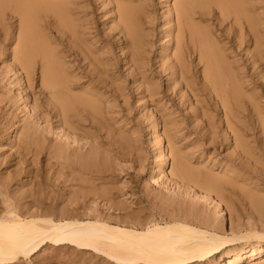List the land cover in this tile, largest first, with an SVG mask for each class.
Here are the masks:
<instances>
[{
    "label": "bare ground",
    "instance_id": "bare-ground-1",
    "mask_svg": "<svg viewBox=\"0 0 264 264\" xmlns=\"http://www.w3.org/2000/svg\"><path fill=\"white\" fill-rule=\"evenodd\" d=\"M2 1H5L6 3H11L12 6L14 7V9H16V12L19 14V17H20V19H19L20 20L19 21V30H18V34H17V41H16L15 46L12 49V58L13 59H11V60L14 61V63H15L14 65L19 70H21V72H22V76L21 77L19 76V77L22 78L23 83H20V84H24V82H25V84L27 85V88H30V90L33 91L32 88L34 89L38 85L37 84L35 86L34 82L36 81L35 78L37 79L36 72H37V67H39V85L40 86H39V90H38V92H39L38 96L35 95L34 93L33 94L32 93H30V94L27 93L28 96H30L32 98L31 99L32 103H30V104L33 107V110H34L33 114L34 115L31 113L33 115V118L30 121H28V122H25V121L22 122L21 125L17 124L18 121H14L17 118V112H16L17 107H19V105L16 106L17 105V101H15V98L13 96H8L7 98L6 97L0 98V143H4V142L5 143H14V145H15V143H20V144L21 143H30V144L32 143L33 144V143H35V141L38 138H40V140H41L40 143H48L49 144L51 142V140L54 139V138L52 139L51 136H49V135H50V133L54 132L52 130H54L53 126H55V128L58 129V132H59L58 134L54 133L56 135L55 137H58L59 134L61 133V135L63 136V138H65V140L64 141L58 140L57 142H54V143H63V144L64 143L65 144L66 143H76V146L75 147L73 145L72 146H68V147H66V150L65 149L62 150V148H59V146L56 147L53 150V154L51 153L53 155L52 157L54 158V160L51 161L52 160L51 157H50L51 160L49 158H46L47 161L44 164H41V174L44 173L43 172V169H44L43 165H44V166H46L45 168H47V170L48 169L51 170V172H50L51 174L52 173L54 175L57 174L56 176H54V175L53 176H54V179L56 177V180L57 181L59 180L58 183H51V185H48L49 187H47V186L43 185L45 183L41 184L42 183L41 182L40 183L41 184V188H38L36 190H32V189L30 190L29 189V190H25V191H20V192H18V194H16L12 190L8 189V186L5 185L3 181H1L2 179L0 180V193L3 195V199H4L3 203L5 205V212H0V264H16V263H18V261L20 259L30 258L32 255H34L43 246H45L47 244H49L51 246H54V248L55 247L59 248V246H66V247L69 246L70 248L74 247V248H78V249H82V250H88V251H91L93 253V255L94 254L99 255L100 257L103 258L102 260H104V262H107L109 264L110 263H113V264H139V263H144V264H192L194 262H203V261H206V260L208 261L210 259H212V261H214V263H216V264H241L242 260L245 257L249 258V260H247V264H252L253 260L255 258H257L261 253L263 255L264 246L263 247H261V246L264 244V224H263V222H264V199H263V197H261L259 195H256V194H253V193H249L247 195L248 198H249L248 201H250V203H251L250 206L251 207L253 206L252 208L255 211V213L257 214L256 215L257 219H259L261 222L255 218L257 220V222H256L255 219L253 218L254 221L252 219V222H250V223L247 222L246 224H244L245 225L244 231H238L239 229H236L235 228L236 226L234 227L233 224H232V221L230 220L228 222V230L230 232L227 231L228 232L227 233V232L223 231V229L221 227L225 223L224 222V217H223L222 214H220V216H219L220 218L218 219L219 222L217 223L218 224L217 225L216 222H215V218H213L211 216L213 214V212L211 213V215H210V213H203L201 211L202 208L195 209L196 207L194 208V206L193 207L191 205L189 206V204H188V206H184V207L183 206L182 207L179 206V207L176 208V207H174L175 205L171 204L170 202L169 203L172 206H170L168 208V210L166 209L167 211L163 212V215H162L160 221L159 220L156 221L155 220L156 217L154 219L153 218H149L150 219L149 223L146 226H144V227H141V226L140 227H136V226H133V225L132 226H126V225H123V224H113L108 219L104 218L105 216L104 217H100V216L95 215V216H93L91 218H86V219L81 218L80 214H78V212H77L79 210V208L82 207L86 211L89 210L90 207L92 208V206H90L89 203H87V201L90 202V200H88L89 199V193L88 192L91 191V190H88V189L86 190L81 184H79V186L80 185L81 186L78 189L73 188V189L68 190V191H67V189L70 188V185H73L72 181L76 180L77 177H79L82 173H84V174L85 173H88V174L89 173H93V174L94 173H100V169H99L96 161L94 160L95 159L94 156L91 155L90 152H87V150L84 151L83 150V148H84L83 145H85V144L87 145V143H89L90 147H92V148L94 147V149H96V147L98 146V144H97V146H95L96 143H99V140H97L98 139V132H97L96 126L102 127L101 114L103 113L104 107H105L104 106L105 104H103V103L107 102V100H108L107 99L106 101H104L105 100V99L103 100V98H105L104 94H102V93L100 94V92H98V91H99L100 88H103V90L112 91L114 94L118 91V86H115V82H117L116 81L117 79L114 82V80H112L113 78H110V76H112V74L110 73V71H111L110 69L112 68V71L114 70V73H115V71H117L118 61H120V60H118L119 58L114 55L112 48H108L107 47V49L106 48L102 49L101 48L102 45H101L100 46L101 51H97V49L96 50L93 49V47L91 45L92 43L90 44V40H91L90 37H89L90 34H91V36L92 35H96L98 41H100L101 39L102 40H107V36L104 33H100L99 30L94 28V26H96L95 23H94L95 25L92 26V24H93V22L95 20L93 22H91L92 19L91 18H89V19L87 18V17H90V16H87L88 12L86 10V6H88V5H87V3L85 1H83V0H2ZM86 1L88 2L89 0H86ZM95 1H97V0H95ZM102 1H99V2H102ZM108 1L113 3L114 8L116 9V15L113 18V20H114V22L117 21V23H116L117 26H115V28L117 29V31L115 33V36L118 37V40H117L118 42H116V45H117V48H118L117 50L119 52H121V54L119 53V55L121 57V62L125 61V64L127 62L130 63L129 65H131L134 68L133 70H136L137 73L140 72L139 75L143 73V72H141V69H142V71L144 69H146V71L151 72V69H152L151 68V64L149 65V62H150L149 53H151L150 52L151 50H149L150 48L148 49L146 47V45L149 44L151 41H149V40L147 41V39H146V42H142V40H141L142 36L140 35V32L138 31L137 24L135 23V20L133 19V17H134V15H133V7L131 6L130 2L128 0L127 1H125V0H108ZM207 1L210 2V3H213L216 6V8L218 9V11H219L220 15H216L215 17H213L214 20H215V24H217L218 26H220V24H221V22L223 20V17H228L229 14H230V16H232L233 21L234 22H238V24H239L240 19H242L240 21V22L243 23L242 26H240V35L238 34L237 36H234V39H236V38L238 39V37L240 36L242 38L241 42L244 44V43H247L249 40H251L254 37V33H253V29H254V22L253 21L254 20H253V17L249 14L250 10L248 8L247 0H207ZM171 2H172V0H171ZM200 2L202 3V1H200ZM0 3H1V1H0ZM105 4H106V1H105ZM199 4H200L199 2L197 3L194 0H173L171 8H168V13L170 15H173V18H172L173 25H172V28L170 29V31L168 32L169 34L165 33L166 31L164 32L165 34H168V36H169V39L167 38L169 45H167V46L163 45L164 46L163 47L164 48V54H163V57H162V60H161V63H162L161 65L163 66V64L165 63V66L167 67V69L168 68L171 69L170 73L168 74L170 76L169 85L170 84H172L173 86L176 85L175 83H176L177 80L175 78V75H177L178 77L177 76L176 77H177L178 81L181 82L185 87L189 88L191 90V93L193 91V94L195 96H197L198 93L195 91V89L193 87L197 83V82H195L194 79H195V77L198 76V73H199L200 76H201V80H202L201 81L202 89L207 90V92L209 94H213L215 97H217L219 99V101H220L222 110L224 109V111H225V114H231L232 117L234 118V117H237L236 115H239V114H237V112L240 113L241 112L240 110L242 109L241 106H244V104H245L244 101L241 102V96H240V90H241L240 88L241 87L236 81L237 79H236V76L234 74L236 72H232V70H231V68H232L231 64L227 63L224 60L225 55L223 53V50L228 49V47H226L224 49L223 48L220 49L217 46L216 42H215V39H217V36L215 34H212V32L209 30L208 26L205 23L204 24L202 23L203 18L205 16H207L208 13L205 12V11H200V10L198 11V10L194 9L195 6H201ZM1 6H2V4H1ZM152 6H153V4H152ZM143 7H145V6H143ZM90 9H92V8H90ZM258 10H256V11L258 12ZM90 12L91 11L89 10V13ZM98 12L99 11H97V13ZM147 12H149V10ZM39 14H41V16H42V21H43V25L42 26L44 28H48V29L52 30L50 28L51 27L50 19H52V22H53V26L52 27H54L55 31H56V32H53V34H54L53 39L49 40L46 36H44V34L42 32H41V35H40V33H38V30H37L38 23H37L36 16L37 15L39 16ZM99 14H100V12H99ZM103 14H104V12H103ZM153 14H154V12H153ZM96 15H98V14H96ZM194 15L196 17H199V19L194 18ZM108 16H109V14H108ZM154 16H156V15H154ZM144 17H146V16H144ZM98 18L100 19V17H98ZM108 18H110V17H108ZM104 19H106V18L104 17ZM104 19L101 18V20H104ZM111 19H112V17H111ZM226 20H227V18H226ZM149 21L151 22V20H149ZM154 21H156V20L154 19ZM164 21H165V19H164ZM108 23H106L107 26H108ZM160 23L162 24V22H160ZM210 23L211 22H209V24ZM102 24H103V22H102ZM141 24H143V23H141ZM147 24H150V23H147ZM262 24H263V21H262ZM210 25H212V24H210ZM224 26L226 27V25H224ZM154 27L155 26L151 27L150 31H153L152 29ZM145 28H149V27H145ZM213 29H215V27ZM242 29H243V31H242ZM101 30H102V27H101ZM110 30H112V27H111ZM220 30H222V29L220 28ZM223 30H224V28H223ZM226 30H227V28H226ZM236 30H238V29H236ZM163 31H162V33H163ZM219 32H220L219 33V36H220L221 31H219ZM228 32H229V30H228ZM258 33H259V31H258ZM113 34L114 33H112V35ZM159 34H160V32H159ZM216 34H218V33H216ZM112 37L114 38V35ZM230 37H229V39H230ZM156 38L159 39L157 36H156ZM55 40H59L61 42V44L60 43L58 44V45H62V47L60 46L61 47L60 49H56V47L53 46L52 42L55 41ZM224 40H226V39H224ZM232 40H231V42H232ZM154 41H155V39L153 40V42ZM229 41H228V44H230ZM105 42H102V43L105 44ZM158 42H159V40H158ZM222 42H223V40H222ZM95 43H96V40H95ZM107 43H108V40H107ZM225 43H226V45H228L227 42H225ZM235 43H233V44H235ZM10 44H12V43H10ZM93 44H94V42H93ZM239 44H238V46H239ZM150 45H152V43H150ZM160 45L161 44H157L156 48H158L157 46H160ZM103 46H105V45H103ZM109 47H111V46H109ZM100 48H98V50ZM240 48H243V46L240 47ZM240 48H239V51H240ZM249 48H250V46L246 48V51ZM104 49H106V50H104ZM117 50H116V52H117ZM157 50H155V51H157ZM155 51H153V53ZM98 53H101L102 56L101 55L98 56L97 55ZM231 53H232V51H231ZM7 54H9V53H7ZM117 54H118V52H117ZM191 55H193V57H194V55H197V57H198L197 62L194 64L195 70H194V72L191 73L192 77L194 78L193 80L192 79H187L188 78L187 72H189L188 66L190 65L189 61H188V58L191 57ZM244 55H246V52H245ZM159 56L161 57V55H159ZM159 56H157V57L159 58ZM109 57H111V59H109ZM234 57H235V55H234ZM240 57H241V55H239V59H240ZM66 58H68V59H66ZM250 58L251 57H248L249 61H250ZM6 62H7V60H6ZM157 62L158 61H156V63ZM241 62H242V60H241ZM159 64H160V62H159ZM240 64L241 63H239L238 65H240ZM242 65L243 64H241V66ZM247 65H248V63H247ZM124 66H121V68L124 67ZM254 66H256V65H254ZM192 67H193V65H192ZM199 68H201V69H199ZM242 68H240V69H242ZM250 68H251V64H250ZM232 69L234 70V67ZM248 69H249V67H248ZM10 70H8V71H10ZM262 70H264V69H262ZM10 73H13V72L10 71L9 74ZM151 73H153V72H151ZM151 73H150V75H151ZM165 73H167V72H165ZM253 73H252V75H254ZM7 74H8V72H7ZM145 74H143V75L145 76ZM239 74H240V72H239ZM249 74L250 73H248V75ZM255 74H256V71H255ZM259 74H260V72H259ZM117 75H119V74H117ZM154 75L156 76V74H154ZM236 75H238V74H236ZM128 76L131 77L130 75H128ZM149 76H148V78H149ZM142 77L139 76L138 79L139 78L141 79ZM158 77H156V78H152L151 77V78L152 79H156V81H157ZM244 77H245V75H244ZM20 78H18V79H20ZM123 78H125V76ZM133 78L131 77L130 80H132ZM83 79H84V81H83ZM166 79H168V78H166ZM238 79H241V78L239 77ZM249 79H250V77H249ZM0 80H2V79H0ZM244 80H245V78H244ZM251 80H252V77H251ZM11 81H12V79H11ZM86 81H89V84H88L89 86L88 87L87 86L82 87L83 83L86 82ZM143 81L146 84H145V86L142 87V92L141 93L144 92V94H143L144 97H147V98H150V99L153 98V96H155L158 93L159 89H157V87L156 88L153 87L151 82L149 80H147L146 78L143 79ZM165 81H167V80H165ZM247 81H248V79H247ZM259 81H261V80H259ZM259 81H258V83H259ZM5 82H6V80H5ZM13 82H14V85H15L16 82L12 81V83ZM122 82H123V80H122ZM133 82H135V81H133ZM254 82H255V84L257 83V81H254ZM157 83H158V81H157ZM160 83H161V81H160ZM261 83H263V82L261 81ZM116 84H118V82ZM124 84L125 83H123V85ZM153 84H155V83L153 82ZM255 84H253V86L251 85L249 87H253L254 88ZM123 85H121V86H123ZM166 86L168 87V85H166ZM173 86H171V88ZM241 86H242V84H241ZM263 86H264V84H263ZM19 89H21V88H19ZM176 89H178V88H176ZM196 89H198L200 91H203L199 86H197ZM244 89L246 90V92L248 91L246 88H244ZM258 89H260V88L257 87V91H259ZM165 90L167 91V89H165ZM120 91H121V89H120ZM134 91H135V89H134ZM180 91L182 93V90H180ZM200 91H199V93H200ZM254 91H256V90H254ZM261 91H260V93H261ZM263 91H264V89H263ZM26 92H27V89H26ZM123 92H124V90L122 91V93ZM171 92L172 91H170V93ZM2 93H3V91H2ZM170 93H169V95H170ZM191 93H189V94L191 95ZM16 94H18V93H16ZM19 94H20V92H19ZM27 94L24 95L25 97L23 96V94L20 95V97L24 101V109H26V111H28L27 110V105H26L27 102H28L27 101ZM125 94L123 93L122 95L125 96ZM171 94L175 95V92H174V94L173 93H171ZM107 95H106V98L111 96V93H110V95H108V97H107ZM137 95H139V94H137ZM159 95H161V94H159ZM178 95H179V92H178ZM252 95L253 94H251V96ZM165 96H166V94H165ZM17 97H19V95ZM125 98H127V96ZM155 98H154V100H158V99H155ZM244 98H245V96H244ZM247 98H249V97L247 96ZM252 98L254 99V97H252ZM110 99L108 100L109 102H111ZM249 99H251V98H249ZM249 99L246 100L247 104H248V100ZM111 100H113V99H111ZM139 100H141V99H139ZM257 100H259V99H257ZM136 101H138V99ZM171 101H173V100H171ZM109 102H107V103H109ZM148 102H150V101H148ZM161 102H163V100H161ZM166 102L171 104L167 100H166ZM125 103H126V101H125ZM150 103H152V105H153V101H151ZM248 105L250 106V110H251V108H254V110H256V111L258 109L263 110V109H261L262 106L259 108L260 105L258 106V103L256 101L253 102V103H250ZM113 106H115V105H113ZM138 106L140 107V105H138ZM149 106L151 107V104H149ZM173 106H175V105H173ZM117 107L119 108V106H117ZM127 107H128V105H127ZM167 107H169V106L167 105ZM170 107H169V110L171 109ZM19 109L24 110L23 108H19ZM146 109H147V107H146ZM154 109H152V110H154ZM196 109H197V107H196ZM207 109H209V108H207ZM29 110H30V107H29ZM113 111H116V110H113ZM105 112H108V111L105 110ZM118 112H120V110H118ZM144 112H146V111H144ZM144 112H143V114H144ZM170 112H174V111H169V113ZM205 112H207V111H205ZM253 112H255V111H253ZM253 112H251V113H253ZM18 113L21 114V112H18ZM111 113H112V111H111ZM155 113H157V112H155ZM262 113H261V115H262ZM31 114H30V118H31ZM158 114H163V113H158ZM170 114H172V113H170ZM206 114H208V113H206ZM254 114H253V116H254ZM21 115H23V114H21ZM27 116H29V115H27ZM110 116H111V118H113L112 114L109 115V117ZM163 116H165V114ZM256 116H258V114ZM171 117H173V115ZM18 118H21V117H18ZM120 118L122 119L123 117H120ZM120 118H119V120H120ZM147 118H148V116H147ZM241 118H242V116H241ZM253 118H255V117H253ZM37 119H39V120L41 119V121L44 122V126H42V125L39 126V123L37 122ZM103 119H104V117H103ZM209 119H210V117H209ZM243 119H244V116H243ZM245 119H246V117H245ZM161 120H162V118H161ZM164 120L166 121V119H164ZM194 120H193V122H194ZM235 120L237 121V118L234 119V121ZM116 121H114V122H116ZM151 121L149 120L150 123H151ZM229 121L232 122L233 120L231 121V119H230ZM117 122H119V121H117ZM159 122H161V121H159ZM226 122L229 124V122L227 120H226ZM243 122H245V121H243ZM85 123H86L87 127L88 126L93 127L94 128V129L92 128L93 131L89 132V131L84 130L83 128L85 126L84 125ZM111 123H107V125L111 124ZM164 123H166V122H164ZM167 123H168V121H167ZM169 123L171 124L170 121H169ZM123 124H124V122H123ZM175 124H176V121H175ZM232 124H233V122H232ZM245 124H246V122L243 124L244 127H245ZM258 124H256V125H258ZM166 125H168V124H166ZM208 125H210V123ZM238 125H240V124H238ZM238 125L235 126V124H234L233 126L237 127ZM243 125H241V126H243ZM163 126H164V124H163ZM176 126H177V124H176ZM212 126L215 128V125H212ZM226 126H229V125H226ZM254 126H255V124H254ZM152 127L154 129H156L158 127V122H155ZM205 127H207V125ZM118 129H120V128H118ZM226 129H228V128H226ZM226 129H224V130H226ZM167 130H168V127H167ZM169 130H171V129H169ZM237 130H241L239 128V126H238ZM14 131H15V134L13 133ZM122 131H123V129H122ZM205 131H207V130L205 129ZM250 131H252V130H250ZM168 132L170 133V131H168ZM261 132H264L263 128L261 129ZM12 133L14 134V136L12 135ZM94 133H96V134H94ZM102 134H101V136L103 137ZM166 134H167V132H166ZM188 134H190V133H188ZM213 134H215V133L213 132ZM240 135H241V133H240ZM234 136H235V134H234ZM245 136H247V135H245ZM262 137L263 136H261V138ZM207 138H209V137H207ZM120 139H122V138H120ZM211 139H212V137H211ZM234 140H235L236 143H244L243 140L241 138H239L238 135L234 137ZM247 140H248V138H247ZM258 141L260 143V140H258ZM261 141H264V138ZM103 142H105V141H103ZM121 142L125 143L124 141H121ZM171 142H172V139H171ZM171 142H169V143H171ZM79 143H83V144H79ZM249 143H251V142H249ZM233 144H234V142H233ZM14 145H11L10 147H12ZM16 145H19V144H16ZM100 145H103V143L102 144L100 143ZM100 145H99V147H100ZM24 146H26V145H24ZM30 147L27 146V148H30ZM45 147H42V148H45ZM252 147H253V145H252ZM260 147H261V145H260ZM0 148H1V146H0ZM34 148H36V147H34ZM248 148H249V146H248ZM100 149H102V146H101ZM103 149L105 151V148H103ZM20 150H21V148H20ZM22 151H21V153H22ZM50 151L51 150L48 149V154H50ZM32 152L30 154H33V157H34V153H32ZM43 152H44V150H43ZM46 152H47V149H46ZM251 152H253V151H251ZM255 152H257V151H255ZM102 153H104V152H102ZM1 154H3V150H2ZM10 154H11V152H10ZM19 154H20V152H19ZM96 154H98V153H96ZM100 154H101V151H100ZM165 154H164V152H162L161 155H160V158H159V155L157 156V158H159L158 161H160V164H162V165H163V163H165ZM237 154L239 155V153H237ZM15 155L16 154H14L13 156H15ZM29 156L31 157L32 155H29ZM44 156H46V155H44ZM241 156H242V154H241ZM22 157H20L19 161H23ZM0 158H1V161H2V157L1 156H0ZM18 158H19V156H18ZM157 158L155 156V159H157ZM177 158L173 159V160H177ZM13 159H14V157H13ZM180 159H182V158H180ZM180 159H179V161H181ZM247 159H248V156H247ZM38 160H39V158H38ZM166 160H167V158H166ZM182 161L184 162V160H182ZM246 161H248V160H246ZM255 161H256V159H255ZM154 162H156V161H154ZM12 163H14V162H12ZM173 163H175V161ZM249 163H252V162H249ZM178 164L176 163V165H178L179 168H180L181 167V162L178 163ZM242 164H244V163H242ZM154 165H155V163H154ZM37 166H39V164ZM156 166H158V165H156ZM183 167H184V165L180 169V170H182V172H184V171L189 172L187 169H185ZM192 167H193V165H192ZM243 167H246V166H243ZM18 168H17V170L15 169L16 170L15 172L13 170L15 176L19 175V174L21 175V173L25 172V169H23V168L18 169ZM107 169H109V168H107ZM195 170H196V168H195ZM236 170H238V168ZM263 170H264V168H263ZM2 171H3V169H2ZM11 171H12V169H11ZM39 171L40 170H38V172ZM198 171H199V169H198ZM259 171H260V168H259ZM3 172H1V173H3ZM154 172H156V171H154ZM242 172H243V174L245 173L243 170H242ZM211 173H212V171H211ZM149 174H151V173H149ZM6 175H8V174H6ZM35 175H37V174H35ZM48 175L50 176V174H48ZM101 175H98V176H101ZM151 175H149L148 181H150V183L152 185L154 183H159L158 180H156L154 178L155 176L153 177ZM153 175H154V173H153ZM237 175H238V173H237ZM237 175H236V177H238ZM67 176H69V178H67ZM103 176H105V175L103 174ZM191 176H187L186 175V177H191ZM199 176H200V173H199ZM36 177L38 179V176H36ZM178 177H179V175H178ZM224 177H225V175H224ZM23 178H24V176H23ZM100 178H98V179H100ZM54 179H52V180L55 181ZM98 179H97V181H98ZM164 179L165 178H163V181H165V183H166L167 180H164ZM206 179H210V178H206ZM251 179L253 180V178H251ZM251 179H250V181H251ZM103 180L105 181V178ZM180 180H181V177H180ZM190 180H191V178H190ZM233 180H235V179H233ZM244 180L246 182V179H244ZM19 181H21V180H19ZM33 181H32V183H33ZM40 181H43L42 178H41ZM99 181H101V179ZM248 181H249V179H248ZM12 182H11V184H12ZM16 182H17V180H16ZM86 182H88V180ZM190 182H192V181H190ZM237 182L238 181L235 180V183H237ZM19 183H21V182H19ZM32 183H31V185H32ZM96 183H98V182H96ZM101 183H104V182L102 181ZM101 183H99V184H101ZM106 183L108 184L109 182L107 181ZM170 183H171V180H170ZM198 183H200V181ZM203 183L211 186L212 188H215V187H218L219 180L210 179V180H205V182H203ZM226 183H227V181H226ZM250 184H252V183H250ZM258 184H259V182H258ZM102 185L103 184H101V186ZM166 185H167V183H166ZM171 185L173 187L174 184H170V186ZM244 185H245V183H244ZM33 186L34 185H32V187ZM76 186H78V184H76ZM87 186L89 187V185H87ZM87 186H85V187H87ZM201 186H203V185H201ZM240 186H241V184H240ZM105 187H107V186H105ZM167 187H165V188H167ZM219 187H221V185ZM174 188H176V187H174ZM34 189H35V187H34ZM160 189H162V188H160ZM184 189H186V188H184ZM187 189L184 190V195H187V196L190 195L193 198H196L197 200L198 199H204V202H205L206 199H207V201L210 199V201L212 202V204L214 206H216V207L218 206V203L215 202V200H213V199H211V198H209L207 196H203V195L199 194L198 192L194 191L193 189H190V190H187ZM256 189H258V188H256ZM92 191H94V190L92 189ZM107 191H109V190H107ZM28 192H30V193H28ZM36 193H37V196H36ZM115 193L116 192H114V194ZM180 193L183 194L182 192H180ZM95 194H98V193L95 192ZM114 194H113V196H114ZM27 195H30V196L32 195L33 199L32 198H31V200L27 199L26 198ZM115 196L117 197V194H115ZM96 197L99 198V196H97V195H96ZM101 197H102V195H101ZM106 197H108V196H106ZM116 197H114V198H116ZM182 197H180V198L182 199ZM184 197H186V196H184ZM91 198H92V196H91ZM121 199H123V198H121ZM94 200L97 202V200L95 198H94ZM108 200H109V198H108ZM115 200H117V199H115ZM175 200H176V198H175ZM95 201H94V203H95ZM169 201H171V200H169ZM59 202H64L65 205L61 206V207H58L60 205ZM107 202L108 201L106 200V203ZM152 202H153V200H152ZM165 202H166V200L164 201V205H165ZM182 202H184V201H182ZM94 203H93V205H94ZM103 203H102V205H103ZM244 203H245V201H244ZM122 204H123V202H122ZM166 204H167V202H166ZM180 204H181V202H180ZM108 205L111 206L110 204H108ZM112 205H114V202H113ZM178 205L179 204H177V206ZM236 205H237V203H236ZM126 206L127 205H125V207ZM94 207H95V205H94ZM237 207H238V205H237ZM204 208H205V206H204ZM218 208H221V207L218 206ZM232 208H234V206ZM107 209H109V208L107 207ZM115 209H119V208H115ZM162 210H163V207H162ZM243 210H244V208H243ZM80 211H82V210H80ZM116 211H118V210H116ZM203 211H205V210H203ZM217 211H215V212H217ZM219 211H221V210H219ZM234 211H236L235 208H234ZM251 211H252V209H251ZM251 211H250V213H251ZM254 211H253V213H254ZM240 212H241V209H240ZM85 213H89V212L87 211ZM91 213H92V211H91ZM250 213H249V215H250ZM238 214H240V213H238ZM98 215H100V214H98ZM249 215H246V216H249ZM235 217L236 216H234L233 218H235ZM228 218H229V216H228ZM258 221H259V223H261L260 227H258ZM235 223H236V221H235ZM130 224H131V222H130ZM132 224H133V222H132ZM242 225H241V228L244 227ZM252 241L257 243V245L254 244V242L252 243ZM242 242H245V243L247 242L248 243L246 245V247L249 246V248L247 250L245 249L246 252H250L248 254V256L243 257V253H238V252L235 253L234 256L232 254L231 257L224 258L222 256L223 255V250H225L228 246L229 247L233 246V248H231V249H233V251H237V250H234V249L241 248ZM237 244L240 245V246L236 247ZM68 250H70V249H68ZM229 250H230V248H229ZM240 250H242V249H240ZM78 253H79V251H78ZM263 262H264V259H263ZM261 264H264V263H261Z\"/></svg>",
    "mask_w": 264,
    "mask_h": 264
},
{
    "label": "rangeland",
    "instance_id": "rangeland-1",
    "mask_svg": "<svg viewBox=\"0 0 264 264\" xmlns=\"http://www.w3.org/2000/svg\"><path fill=\"white\" fill-rule=\"evenodd\" d=\"M0 1H1V3H0V79H2V80H0V85H1L0 86V98H2V97L3 98L4 97L7 98L8 96H13L15 98V101H17V105L16 106L19 105V107H17V110H16V112H17V118L14 121H18L19 123L17 122V124L18 125L19 124L21 125V123L24 122V121L25 122L30 121L33 118V115H34L33 114L34 113L33 107L30 104V103H32L31 102L32 101L31 100L32 98L30 96H28L27 93H29V94L30 93H32V94L34 93L37 96L39 95L38 94L39 93L38 90H39V86H40L39 85V67H37V72H36L37 79L35 78L36 81L34 82L35 83V86L37 84L38 85L34 89L32 88L33 91H31L30 88H27V85L25 84V82H24L25 85L24 84H20V83H23L22 78H20L22 76V72H21V70H19L14 65L15 64L14 61L11 60V59H13L12 58V49L15 46L16 41H17V34H18V30H19V21H20L19 19H20V17H19V14L16 12V9H14V7L12 6L11 3H6L5 1H2V0H0ZM83 1H85L87 3V5H88V6H86V10L88 12V15L87 16H90V17H87V18L88 19L91 18L92 19V20L90 19L91 22H93L94 20L96 21V22L95 21L93 22L92 26H94L96 24V26H94V28H96L97 30H99L100 33H104L107 36V40H108V43H107V40H102L101 39L100 41H98L96 35H92L91 36V34H90V36H89L90 39H91L90 40V44L92 43L91 45H92L93 49L94 50L97 49V51H101V48L102 49L103 48H106L107 49V47L108 48H112L114 55L116 57H118L119 58L118 60H120V61H118V67H119V68L117 67V71L118 72L115 71V73H114V70L112 71V68L110 67L111 68L110 70L112 71V72L110 71V73L112 74V76H110V78H113L112 80H114V82L117 79L116 81L118 82V84H116L117 82H115V86H118V91H117L118 93L116 92L114 94L112 91L103 90V88H100L99 91H98V92H100V94L101 93L104 94V96H105V98H103V100L105 99L104 101H106L107 99L109 100L110 98L113 99V100L110 99L111 102H109L107 100V102H109V103H107V102H104L103 103V104H105L104 105L105 107H104L103 113L101 114V120H102V123L101 124H102V127L96 126L97 132H98V139L97 140H99V143H96L95 146H97V144H98V146L96 147V149H94V147L93 148L90 147L89 143H87V145L86 144L83 145L84 146L83 150L84 151L87 150V152H90L91 155L94 156V158H95L94 160L96 161V163H97V165H98V167L100 169V173H94V174L93 173H89V174L88 173H85V174L82 173L80 175L81 177L79 176V177H77V179L79 178L78 180L76 179V180L72 181V184L73 185H70V188L67 189V191L68 190H71L73 188L78 189L82 185L86 190L87 189L88 190H91V191L88 192L89 193V199L88 200H90V202L87 201V203H89V205L92 206V208L90 207L91 210L90 209L87 210L89 213H85L87 211L85 209H83L82 207L79 208V210L77 209L78 210L77 212H78V214H80V217L83 218V219H86V218H91V217H93L95 215L100 216V217H104L105 216L104 218L108 219L113 224H123V225H126V226H132L133 225V226H136V227H140V226L141 227H144V226H146L149 223V220H150L149 218H153L154 219L156 217L155 220L156 221H158V220L160 221L161 220V217L163 215V212L167 211L168 208L170 206H172L171 204L175 205L174 207H176V208L179 207V206H181V207L182 206L183 207L184 206H188V204H189V206L191 205L192 207L194 206V208L196 207L195 209L202 208L201 211L203 213H210V215H211V213L213 212V214L211 216L213 218H215L216 224L219 222L218 219L220 218L219 217L220 214H222L223 217H224V222H225L224 224L225 225L223 224L221 227H222L223 231H225V232L229 231L228 230V222L230 220L232 221L233 226L234 227L236 226L235 228L236 229H239L238 231H244V228H245V225L244 224H246L247 222H249V223L252 222V219L253 218L254 219L255 218L257 219V217H256L257 214L253 210V208H252L253 206L252 207L250 206L251 203H250V201H248L249 198H248L247 195L249 193H253V194H256V195H259V196L263 197V199H264V191H263L264 190V170H263V168H264V141H261L264 138V132H261V129L262 128L264 130V120H263L264 119V111H263L264 110V104H263L264 103V99H263L264 98V95H263L264 94V91H263V89H264V86H263V84H264V70H262V69H264V57H263L264 56L263 55L264 54V30H263L264 29L263 28L264 27V12H263L264 11V0H247V2H248V8L250 10L249 11V14L253 17V20H254L253 21L254 22V29H253L254 37L251 40H249L247 43H244V44L241 42V39L242 38L240 36L238 37V39L237 38L234 39V36H237L238 34L240 35V26H242V24H243L240 21L242 19H240L239 24H238V22H234L233 21L232 16H230V14H229L228 17H223V20H222L220 26H218L217 24H215V20L213 18L216 15H220L218 9L216 8V6L213 3L208 2L207 0H200V1H202V3L199 0H194L197 3L199 2L200 3L199 5H201V6H195L194 7L195 10L205 11V12L208 13L207 16H205L203 18L202 23L203 24L205 23L208 26L209 30L212 32V34H215L217 36V39H215V42H216L217 46L220 49H222V48L224 49V48L228 47V49L223 50V53L225 55L224 60L227 63H230L232 68L234 67V70L232 68H231V70H232V72H236V73H234L235 76H236V79H237L236 81H237V83L241 87L240 88L241 89L240 90L241 102L244 101V103H245L244 106H241L242 107V109L240 110L241 112L240 113L237 112V114H239V115H236L237 117H234V118L232 117L231 114H225V111H224V109L222 110L220 101H219V99L217 97H215L213 94H209L207 92V90L202 89V87H201V81L202 80H201V76H200L199 73H198V76L195 77V79L192 77V74L191 73L194 72V70H195L194 64L197 62V59H198L197 55H194L195 58L193 57V55H191V57L188 58V61H189V64L190 65L188 66L189 72H187V76H188L187 79H192V80L194 79L195 82H197L196 85L193 86L194 89H195V91L198 93L197 96H195L193 94V91L191 93V90L189 88L185 87L181 82L178 81V79H177L178 76L177 75H175V78L177 80L176 83H175L176 85H174V86L172 84L169 85V82H170V79L169 78H170V76L168 74L170 73L171 69L168 68L169 69L168 70L167 67L165 66V63L162 66L161 65L162 64L161 63V60H162V57H163V54H164V48L163 47L169 45V43H168V39H169L168 34L169 33L168 32L170 31V29L172 28V25H173V20H172L173 15H170L168 13V8H171L172 3H173V0H172V2H171V0H162V1L161 0H152V1L151 0H146V1L144 0L145 2L143 0H136V1L135 0H128L130 2L131 6L133 7V15L135 17V18L133 17V19L135 20V23L137 24V28H138V31L140 32V35L142 36L141 37L142 42H146V39H147V41L149 40V41H151L150 43H152V45H150V43L147 44L146 47L148 49L150 48L149 50H151L150 51L151 53H149V57H150L149 65L151 64V68L154 71L151 69V72H153V73H151V72L146 71V69H144L143 71L141 69V72H143V73L140 74V75H139L140 72L137 73L136 70H133L134 68L131 65H129L130 63L127 62L125 64V61H122L123 63L121 62V57L119 55V53L121 54V52H119L117 50L118 48H117V45H116V42H118L117 41L118 40V37L115 36V33L117 31V29L115 28V26H117V24H116L117 21L114 22V20H113V18L116 15V9L114 8L113 3H111L108 0H103V1L102 0H97V1H95V0H89L88 2L86 0H83ZM99 1H102V2H99ZM105 1H106V4H105ZM125 1H127V0H125ZM1 4H2V6H1ZM152 4H153V6H152ZM143 6H145V7H143ZM90 8H92V9H90ZM89 10L91 11L90 13H89ZM148 10H149V12H147ZM256 10H258V12ZM97 11H99L100 14H99V12L97 13ZM102 11L104 12V14H103ZM153 12H154V14H153ZM96 14H98V15H96ZM108 14H109V16H108ZM154 15H156V16H154ZM39 16L38 15L36 16L37 23H38V25H37L38 33H40V35H41V32H42L44 34V36H46L49 40L50 39H53V37H54L53 32H56V31H55V28L52 27L53 26L52 19H50V24H51V27L50 28L52 29V30H50V29L44 28L42 26L43 25L42 16H41V14H39ZM107 16L110 17V18H108ZM144 16H146V17H144ZM98 17H100V19ZM104 17L106 19H104ZM111 17H112V19H111ZM101 18H103L105 21L104 20H101ZM194 18L199 19V17H196L195 15H194ZM226 18H227V20H226ZM154 19L156 21H154ZM164 19H165V21H164ZM149 20H151V22ZM262 21H263V24H262ZM99 22L101 24L103 22V24H102L103 26ZM160 22H162V24ZM209 22H211L210 24H212V25H210ZM106 23H108V26H107ZM141 23H143V24H141ZM147 23H150V24H147ZM223 24L226 25V27ZM153 26H155L152 29L154 32L153 31H150L151 30V27H153ZM101 27H102V30H101ZM111 27H112V30H110ZM143 27L144 28L145 27H149L150 29L149 28H145L144 29ZM214 27H215V29H213ZM220 28L222 30L224 28V30L222 31V30H220ZM226 28H227V30H226ZM236 29H238V30H236ZM228 30H229V32H228ZM162 31H163V33H162ZM219 31H221L220 36H219V33H220ZM242 31H243V29H242ZM258 31H259V33H258ZM159 32H160V34H159ZM164 32L165 33H168V34H165ZM112 33H114L113 34L114 35V38L112 37L113 36ZM216 33H218V34H216ZM163 35L164 36L166 35V36L164 37ZM156 36L159 39H157ZM230 36L231 37L233 36V37L231 38ZM229 37H230V39H229ZM223 38L226 39V40H224ZM154 39H155V41H154L155 43L153 42ZM95 40H96V43H95ZM158 40H159L160 43L158 42ZM222 40H223V42H222ZM231 40H232V42H231ZM92 41L94 42V44H93ZM228 41H229L230 44H228ZM102 42H105V44L102 43ZM225 42H227L228 45H226ZM10 43H12V44H10ZM59 43L61 44V42L59 40H55V41L52 42L53 46L56 47V49H60L62 47V45H58ZM233 43H235V44H233ZM157 44H161V45L160 46H157L158 48H156V45ZM238 44H239V46H238ZM103 45H105L106 47L103 46ZM100 46H101V48H100ZM109 46H111V47H109ZM242 46H243V48H240ZM249 46H250V48L247 50L248 51L247 52L246 51V48L249 47ZM98 48H100V49L98 50ZM230 48L231 49L233 48V49L231 50ZM239 48H240V51H239ZM106 49H104V50H106ZM116 50H117L118 54H117ZM155 50H157V51H155ZM153 51H155V52L153 53ZM231 51H232V53H231ZM245 52H246V55H244ZM7 53H9V54H7ZM233 54L235 55V57H234ZM97 55L98 56H100V55L102 56L101 53H98ZM159 55H161V57ZM239 55H241L240 59H239ZM157 56H159V58ZM248 57H251L250 58V61L251 62L249 61ZM66 59H68V58H66ZM109 59H111V57H109ZM6 60H7V62H6ZM241 60H242V62H241ZM156 61H158V62L156 63ZM159 62H160V64H159ZM239 63H241L243 65L242 66H241V64L238 65ZM247 63H248V65H247ZM252 63L254 65H256V66H254ZM250 64H251V68H250ZM192 65H193V67H192ZM121 66H124V67L121 68ZM247 66L249 67V69H248ZM240 68H242V69H240ZM199 69H201V68H199ZM8 70H10L13 73H10L9 74L10 71H8ZM255 71H256V74H255ZM7 72H8V74H7ZM165 72H167V73H165ZM239 72H240V74H239ZM259 72H260V74H259ZM150 73H151V75H150ZM248 73H250V74L248 75ZM252 73L254 75H252ZM117 74H119V75H117ZM127 74L130 75L132 78L133 77L134 78L132 80H130L131 77H129ZM143 74H145V76ZM154 74H156V76ZM236 74H238V75H236ZM243 74L245 75V77H244ZM149 75L152 78H156V77L159 76L157 78L158 83H157L156 79H152ZM124 76H125V78H123ZM139 76L140 77L143 76L144 78L142 77L141 79L140 78L138 79ZM148 76H149V78H148ZM248 76L250 77V79H249ZM239 77L241 79H238ZM243 77L245 78V80H244ZM251 77H252V80H251ZM18 78H20V79H18ZM145 78L151 82V84L153 85V87H155V88L157 87V89H159L158 90V93L155 96H153V98H151V99L150 98H147V97H144L143 96L144 92L141 93L142 92V87L145 86V84H146L143 81V79H145ZM166 78H168V79H166ZM11 79H12V81H15L16 82L15 85H14V82L12 83ZM247 79H248V81H247ZM5 80H6V82H5ZM122 80H123V82H122ZM165 80H167V81H165ZM259 80H261L263 83H261V81H259ZM83 81H84V79H83ZM133 81H135V82H133ZM152 81L155 84H153ZM160 81H161V83H160ZM254 81H257V83L255 84ZM258 81H259V83H258ZM123 83H125L126 85L125 84L123 85ZM240 83L242 84V86H241ZM88 84H89V81H86V82L83 83L82 87H85V86L88 87L89 86ZM120 84L123 85V86H121ZM253 84H255L254 85L255 86L254 88L253 87H249L251 85L253 86ZM166 85H168V87ZM171 86H173V87L171 88ZM197 86H199L203 91L198 90L199 88L196 89ZM257 87L260 88V89H258L259 91H257ZM19 88H21V89H19ZM176 88H178L179 90L176 89ZM244 88H246L248 91L246 92V90ZM26 89H27V92H26ZM120 89H121V91H120ZM134 89H135V91H134ZM165 89H167L168 92ZM175 89L179 92V95H178V92ZM123 90H124V92H123L124 94L127 92L125 94V96L122 95L123 94L122 93ZM180 90H182V93H181ZM254 90H256L257 92L254 91ZM2 91H3L4 94L2 93ZM170 91H172L171 93H173V94L175 92V95H172L170 93ZM199 91H200V93H199ZM260 91H261V93H260ZM19 92H20V94H19ZM16 93H18V94H16ZM110 93H111V96L108 97V95H110ZM136 93L139 94V95H137ZM169 93H170V95H169ZM189 93H191V95ZM22 94H23V96L27 94V101L28 102H27L26 105H27V110L28 111H26V109H24V101L20 97V95H22ZM159 94H161V95H159ZM165 94H166V96H165ZM251 94H253V95L251 96ZM18 95H19V97H17ZM106 95H107L108 98H106ZM246 95L249 98H251V99L247 98ZM126 96H127V98H125ZM244 96H245V98H244ZM252 97H254V99ZM154 98L155 99H158V100H154ZM137 99H138V101H136ZM139 99H141V100H139ZM160 99L163 100V102H161ZM247 99L250 100V101L248 100V104L253 103V102L256 101L258 103V106L260 105L259 108L262 106L261 109H263V110L258 109L256 111V110H254V108H251V110H250V106L246 103V100ZM257 99H259V100H257ZM166 100L169 101L172 105L169 104V103H167ZM171 100H173V101H171ZM125 101H126V103H125ZM148 101H150V102L153 101V105H152V103H150ZM149 104H151V107L149 106ZM113 105H115V106H113ZM116 105L119 106V108ZM127 105H128V107H127ZM138 105H140V107L142 109ZM167 105L169 107L171 106L170 107L171 108L170 110H169V107H167ZM173 105H175V106H173ZM29 107H30V110H29ZM146 107H147V109H146ZM196 107H197L198 110L196 109ZM19 108H23L24 110L19 109ZM207 108H209V109H207ZM152 109H154V110H152ZM105 110L108 111L109 113L108 112H105ZM113 110H116V111H113ZM118 110H120V112H118ZM252 110L255 111V112H253ZM111 111H112V113H111ZM142 111L143 112L146 111V112H144V114H143ZM154 111L157 112V113H155ZM169 111H174V112H170V113H172V114H170ZM205 111H207V112H205ZM18 112H21V114H23V115H21ZM251 112H253V113H251ZM260 112L262 113V115H261ZM158 113H163V114H158ZM206 113H208V114H206ZM254 113L255 114L257 113L258 116H256L257 114L255 115ZM30 114H31V118H30ZM111 114L113 115L112 117L114 119L111 118V116L109 117V115H111ZM115 114L116 115L118 114V115L116 116ZM164 114H165V116H163ZM253 114H254V116H253ZM27 115H29V116H27ZM172 115H173L174 118L171 117ZM240 115L242 116V118H241ZM147 116H148V118H147ZM243 116H244V119L246 117L245 120L243 119ZM18 117H21V118H18ZM103 117H104L105 120L103 119ZM118 117L119 118L120 117H123V118L122 119L120 118V120H119ZM209 117H210V119H209ZM253 117H255V118H253ZM161 118H162V120H161ZM236 118H237V121L238 122L236 120L234 121V119H236ZM164 119H166V121ZM228 119L229 120L231 119V121L233 120L232 121L233 124ZM116 120L119 121V122H117ZM149 120L150 121L152 120L151 123L149 122ZM193 120H194L195 123L193 122ZM226 120L229 122V124L226 122ZM242 120L245 121L246 124H247V125L245 124V127L243 125L245 122H243ZM105 121L107 123H111V122L112 123L107 125V123ZM114 121H116V122H114ZM159 121H161V122H159ZM167 121H168V123H167ZM169 121L171 122V124L169 123ZM175 121H176L177 126L175 124ZM37 122L39 123V126H41V125L44 126V122H42L41 119L40 120L37 119ZM123 122H124V124H123ZM153 122L154 123L155 122H158V127H157L158 129L157 128L154 129L152 127L153 124H154ZM164 122H166V123H164ZM162 123L164 124V126H163ZM209 123H210V125H208ZM166 124H168V125H166ZM234 124H235V126L238 125V124H240L238 126H239V128L242 131L241 130H237L238 129V126L235 127V126H233ZM254 124H255V126H254ZM256 124H258L260 127L258 125H256ZM84 125H85L84 128H83L84 130L89 131V132L93 131L92 130L93 127H90V126L87 127L86 123ZM206 125H207V127H205ZM212 125H215V128ZM226 125H229V126H226ZM241 125H243V126H241ZM167 127H168V130H167ZM53 128H54V130H52V131H54V132L53 133H50L49 136H51V138L52 139L54 138V139L51 140V142L49 144L48 143H40L41 142L40 138H38L35 141V143H33V144L32 143L31 144L30 143H21V144L20 143H15V145H14V143H5V142L4 143H0V146H1V148H0L1 151L0 152L2 153V150H3V154L0 153V156L2 157V161H1V158H0V166H1L0 167V180L2 179L1 181H3L4 184L8 186V189H10L13 192H15L16 194H18V192H20V191H25V190H29V189L30 190L31 189L32 190H36L38 188H41V184H43V183H45L43 185L49 187L48 185H51V183H58L59 182V180L58 181L56 180V177L54 179V176H56L57 174L56 175H54L53 173L51 174L50 173L51 170L48 169L49 170L48 171L47 168H45L46 166H44V165H43V168H44L43 169V172L44 173L41 174V164H44L47 161L46 158H49L50 159V157H51L52 160L51 159L50 160L51 161L54 160V158L52 157L53 156L52 154H53V150L56 147L59 146V148H62V150H64V149L66 150V147H68V146H72L73 145L75 147L76 146V143H66V144L65 143L64 144L63 143H54V142H57L58 140L64 141L65 138H63V136L61 135V133L59 134L58 137H55L56 136L55 134L56 133L58 134L59 132H58V129L55 128V126H53ZM118 128H120V129H118ZM226 128H228V129H226ZM122 129H123V131H122ZM169 129H171V130H169ZM205 129L207 131H205ZM224 129H226V130H224ZM250 130H252V131H250ZM168 131H170V133ZM166 132H167V134H166ZM213 132L215 134H213ZM13 133L15 134V131ZM13 133H12V135L14 136ZM100 133L101 134L103 133L102 134L103 137L101 136ZM188 133H190V134H188ZM240 133H241V135H240ZM94 134H96V133H94ZM234 134H235V136L238 135L239 138H241L244 143H236L235 140H234V137H235ZM245 135H247V136H245ZM261 136H263V137L261 138ZM207 137H209V138H207ZM211 137H212V139H211ZM120 138H122V139H120ZM247 138H248L249 141L247 140ZM171 139H172V142H171ZM102 140L105 141V142H103ZM120 140L121 141H124L125 143L121 142ZM258 140H260V143H259ZM169 142H171V143H169ZM233 142H234V144H233ZM249 142H251V143H249ZM100 143L101 144L103 143V145H100ZM16 144H19V145H16ZM79 144H83V143H79ZM11 145H14V146L10 147ZM24 145H26V146H24ZM99 145H100V147H99ZM252 145H253V147H252ZM260 145H261V147H260ZM27 146L28 147L31 146V147L30 148H27ZM101 146H102V149H100ZM248 146H249V148H248ZM19 147L21 148V150H20ZM34 147H36V148H34ZM42 147H45V148H42ZM103 148H105V151H104ZM42 149L44 150L45 153L43 152ZM46 149H47V152H46ZM48 149L52 151V152L50 151V154H48ZM29 150L31 152L33 151L32 153H34V157H33V154H30L31 152ZM21 151H22V153H21ZM100 151H101V154L102 155L100 154ZM251 151H253V152H251ZM255 151H257V152H255ZM10 152H11V154H10ZM19 152H20V154H19ZM102 152H104V153H102ZM162 152H164V154L166 153L165 154V163H163V165L165 164L164 166L162 164H160V161H158ZM96 153H98V154H96ZM237 153H239V155ZM14 154H16V155L13 156ZM241 154H242V156H241ZM29 155H32L31 156L32 158ZM44 155H46V156H44ZM158 155H159V158H157ZM18 156H19V158H18ZM155 156H156L157 159H155ZM247 156H248V159H247ZM13 157H14V159H13ZM20 157H22L23 161H19ZM177 157L179 159L182 158V159H180L181 161H179V159ZM38 158H39V160H38ZM166 158H167V160H166ZM176 158H177V160H173V159H176ZM255 159H256V161H255ZM182 160H184V162ZM246 160H248V161H246ZM154 161H156V162H154ZM174 161H175V163H173ZM12 162H14V163H12ZM180 162H181V167L179 168V166H178L179 164L178 163H180ZM249 162H252V163H249ZM154 163H155V165H154ZM176 163L178 165H176ZM242 163H244V164H242ZM38 164H39V166H37ZM156 165H158V166H156ZM183 165H184L183 168L187 169L189 172H186L184 170H183L184 172H182V170H180ZM192 165H193V167H192ZM253 165L254 166L256 165L257 167L255 166L256 167L255 168ZM243 166H246V167H243ZM20 167L23 168V169H25V172L24 173H21V175L19 174V175H16L15 176L14 175V172L17 170V168L18 169H21ZM258 167L260 168V171H259V168ZM107 168H109V169H107ZM195 168H196V170H195ZM237 168H238V170L239 169L240 170L239 171L236 170ZM2 169H3L4 172L2 171ZM11 169H12V171H11ZM173 169L174 170L176 169V170L174 171ZM198 169H199V171H198ZM13 170H14V172H13ZM38 170H40V171L38 172ZM210 170L212 171L213 174L211 173ZM242 170L245 172L244 174H243ZM154 171H156V172H154ZM1 172H3L4 174L1 173ZM198 172L200 173V176H199V173ZM149 173H151L152 175L149 174ZM153 173H154V175H153ZM237 173H238V175H237ZM6 174H8V175H6ZM25 174L26 175L28 174V175L26 176ZM35 174H37V175H35ZM48 174H50V176ZM103 174L105 176H103ZM98 175H101L102 177L101 176H98ZM149 175H151L153 177L155 176L154 178L156 180H158L159 183H154L152 185L150 183V181H148ZM178 175H179V177H178ZM186 175L187 176H191L192 175V176L191 177H186ZM224 175H225V177H224ZM236 175L238 177H236ZM23 176H24V178H23ZM36 176H38V179H37ZM162 177L165 178L164 180H167L166 181L167 185H166L165 181H163V178ZM180 177H181V180H180ZM41 178H42L43 181H40ZM67 178H69V176H67ZM96 178L97 179L100 178L101 181H99L100 179H98V181H97ZM104 178H105V181L103 180ZM190 178H191V180H190ZM206 178L219 180L218 187L212 188L211 186L203 183V182H205V180H210V179H206ZM232 178L235 179L238 182L235 183V180H233ZM251 178H253V180ZM15 179L17 180V182H16ZM52 179H54L55 181H53ZM244 179H246V182H245ZM248 179H249V181H248ZM250 179H251V181H250ZM254 179L256 181L257 180L258 181L256 182ZM19 180H21V181H19ZM85 180L86 181L88 180L89 183L86 182ZM170 180H171V183H170ZM32 181H33V183H32ZM102 181L104 183H101ZM107 181L110 183V184L108 183L109 185L106 183ZM190 181H192V182H190ZM197 181L198 182L200 181V183H198ZM226 181H227V183H226ZM11 182H12V184H11ZM19 182H21V183H19ZM96 182H98V183H96ZM258 182H259V184H258ZM31 183H32V185H34L33 187L31 185ZM99 183H101L103 185L101 186V184H99ZM244 183H245V185H244ZM250 183H252V184H250ZM76 184H78V186H76ZM79 184H81V185L79 186ZM170 184H174L173 187H172V185L170 186ZM240 184H241V186H240ZM87 185H89V187L90 188L92 187V188L90 189ZM201 185H203V186H201ZM220 185H221L222 188L219 187ZM85 186H87V187H85ZM105 186H107L108 188L105 187ZM34 187H35V189H34ZM165 187H167V188H165ZM174 187H176V188H174ZM160 188H162V189H160ZM184 188H186V189L188 188L187 190L193 189L194 191L198 192L199 194H201L203 196H207V197L215 200V202H217L218 203V206H220L221 208H218V206L217 207L214 206L212 204V202L210 201V199L208 201L206 199L205 202H204V199H198L197 200L196 198H193L190 195H188V196L187 195H184V190H186ZM256 188H258V189H256ZM92 189L96 193H98L99 195L98 194H95V192L92 191ZM107 190H109V191H107ZM114 192H116L115 194H117V197L115 196ZM180 192H182L183 194H181ZM28 193H30V192H28ZM113 194H114V196H113ZM96 195L99 196V198L96 197ZM101 195H102V197H101ZM181 195L183 197L184 196H186V197L183 198ZM36 196H37V193H36ZM91 196H92V198H91ZM106 196H108V197H106ZM112 197L113 198L116 197V198L113 199ZM180 197H182V199ZM26 198L27 199H30V200H31V198L33 199L32 195L31 196L30 195H27ZM94 198L97 200V202L94 200ZM104 198L108 201L107 203L110 204L111 206H109L106 203V200ZM108 198H109V200H108ZM121 198H123V199H121ZM175 198H176V200H175ZM92 199L95 201V203H94V201ZM115 199H117V200H115ZM3 200H4L3 199V195L0 193V212H5V205L3 203ZM152 200H153V202H152ZM161 200L162 201L163 200L164 201L166 200L167 204L165 202V205H164V201L162 202ZM169 200H171V201H169ZM112 201L114 202V205H112L113 204ZM182 201H184V202H182ZM244 201H245V203H244ZM101 202L102 203L104 202L103 205H102ZM122 202H123V204H122ZM180 202H181V204H180ZM93 203H94L95 207H94ZM236 203H237L238 207H237ZM59 204H58L59 206L57 205L58 207H61V206H64L65 205L64 202H59ZM177 204H179V205L177 206ZM125 205H127V206L125 207ZM232 205L234 206V208H235L236 211L238 210L237 212L234 211V208H232L233 207ZM204 206H205V208H204ZM107 207L109 209H107ZM162 207H163V210H162ZM113 208L114 209L115 208H119V209H115L114 210ZM243 208H244V210H243ZM218 209L221 210V211H219ZM240 209H241V212H240ZM251 209H252V211H251ZM80 210H82V211H80ZM100 210L101 211L103 210V211L101 212ZM116 210H118L119 212L116 211ZM203 210H205V211H203ZM91 211H92V213H91ZM215 211H217V212H215ZM250 211H251V213H250ZM253 211H254V213H253ZM238 213H240V214H238ZM249 213H250V215H249ZM98 214H100V215H98ZM246 215H249V216H246ZM228 216H229V218H228ZM234 216H236V217L233 218ZM254 219H253V221H254ZM256 219H255V221L257 222V220H259V219H257V220ZM235 221H236V223H235ZM259 221H258V227H260V224H261V223H259ZM130 222H131V224H130ZM132 222H133V224H132ZM263 224H264V222H263ZM241 225L244 226V227L241 228ZM253 242L254 241H252V243ZM247 244H248L247 242L246 243L245 242H242L241 248L234 249V250H237V251H233V249H231V248H233V246H230V247L228 246L225 250H223V255L222 256L224 258L231 257L232 254L234 256L235 253H237V252L238 253H243V257L248 256V254L250 252H246L245 251V249L247 250L249 248V246L246 247ZM254 244L257 245V243H255V242H254ZM238 246H240V245L237 244L236 247H238ZM263 246H264V244L261 247H263ZM53 248H54V246H51V245L47 244V245L43 246L34 255H32L30 258L20 259L18 261V263H16V264H81V263L82 264H109L107 262H104V260H102L103 259L102 257H100L99 255H96V254L93 255V253L91 251H88V250H82V249H78V248H74V247L73 248L72 247L70 248L69 246H67V247L66 246H59V248L58 247H55L56 249L55 248L53 249ZM67 248L70 249V250H68ZM229 248H230V250H229ZM240 249H242V250H240ZM78 251H79V253H78ZM263 255H264V252H263ZM263 255L261 253L257 258H255L253 260V263L252 264H254V263L255 264L264 263L263 262V259H264V256ZM247 260H249V258L248 257H245L242 260L241 264H245V263L247 264ZM110 264H113V263H110ZM139 264H144V263H139ZM192 264H216V263H214V261H212V259H210L208 261L206 260V261H203V262H194Z\"/></svg>",
    "mask_w": 264,
    "mask_h": 264
}]
</instances>
